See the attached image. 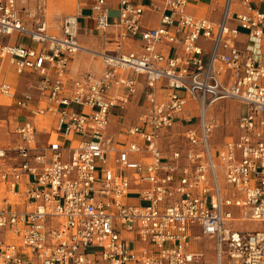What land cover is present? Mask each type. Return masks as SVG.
Returning a JSON list of instances; mask_svg holds the SVG:
<instances>
[{
	"label": "built area",
	"instance_id": "2783aa9c",
	"mask_svg": "<svg viewBox=\"0 0 264 264\" xmlns=\"http://www.w3.org/2000/svg\"><path fill=\"white\" fill-rule=\"evenodd\" d=\"M44 1L0 0V61L24 78L0 72V96L25 112L0 146V264H204L205 239L214 264H264V0H91L100 50L77 6L50 32ZM81 51L99 72L69 74ZM224 99L242 112L215 150Z\"/></svg>",
	"mask_w": 264,
	"mask_h": 264
},
{
	"label": "rangeland",
	"instance_id": "374dc122",
	"mask_svg": "<svg viewBox=\"0 0 264 264\" xmlns=\"http://www.w3.org/2000/svg\"><path fill=\"white\" fill-rule=\"evenodd\" d=\"M61 0H45L44 1V13L46 16V20L48 23V30L52 33L58 32V25L60 20L68 15L72 14L76 11V4L69 3L64 0V2H60ZM63 1V0H62ZM28 5L30 8L34 9L37 0H28ZM85 12V11H84ZM203 12V11H201ZM86 13V12H85ZM208 14V13H207ZM117 15L115 10H110L109 16L114 17ZM19 40H24V37L20 36ZM85 48H90L87 45H83ZM75 57L77 58L76 65L77 67L82 66V68L86 71H100V63L99 59L93 56L88 52H78ZM0 70H4V77L7 81L16 85V88H22L24 78L18 76L13 67L8 63L7 60L0 61ZM21 86V87H20ZM10 99L5 96H0V146H7L12 143L14 140V136L10 132L12 128V124L14 121L19 118V115L24 114V111L16 108L14 105L10 103ZM242 104L233 99H224L218 101L214 104L213 116L218 122V125L215 127L212 136V146L214 149H218L225 140H228L231 136L236 135V120L239 114L242 112L241 109ZM78 110V108L76 107ZM186 109L191 111V113H196V104L191 102L186 105ZM39 117V116H38ZM44 127V128H43ZM39 128H43L44 130H49V124L45 123L39 126ZM47 133H39V138L41 141H44L47 138ZM133 199V198H132ZM243 227H253L254 225L248 222L241 223ZM205 247V262L204 264H214V253L212 249V241L205 239L203 242ZM202 264V263H196Z\"/></svg>",
	"mask_w": 264,
	"mask_h": 264
},
{
	"label": "crops",
	"instance_id": "0c3cea01",
	"mask_svg": "<svg viewBox=\"0 0 264 264\" xmlns=\"http://www.w3.org/2000/svg\"><path fill=\"white\" fill-rule=\"evenodd\" d=\"M64 2V0L60 1ZM66 2L69 3H75L77 6V9L80 11V18H79V34H78V40L80 44L87 45L93 50H100L103 46L106 44V37L110 34H103L100 31L95 29V22L94 20L90 17V4L91 0H66ZM144 4H147L150 2V0H142ZM210 5L209 0H191L189 6H188V11L192 12L194 14L198 15H207L208 13V8ZM86 13H85V12ZM203 11V12H201ZM212 18H216L217 16L215 14L210 15ZM143 25L146 27L149 26H155L158 21V14L150 12L149 10H146L143 16ZM22 37V36H21ZM15 37L12 36L11 39H14ZM18 41L22 42H28L27 38L24 37V40H19ZM159 50L163 52L166 55H172V49L169 46H161L159 47ZM76 55V54H75ZM75 55L70 59L69 62V74L72 77H76L79 74L86 72L80 65V67H77L76 62L77 58ZM4 74V70H0ZM141 84L138 88V92L136 95L131 99L130 107L128 109L127 115L124 116L123 121L125 123H128L131 121L137 114L139 108L138 105L141 102L142 95H143V89H145ZM21 87V86H20ZM20 90V88H18ZM242 109V106H241Z\"/></svg>",
	"mask_w": 264,
	"mask_h": 264
}]
</instances>
